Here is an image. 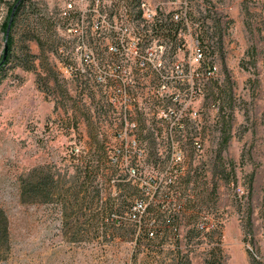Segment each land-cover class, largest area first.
I'll return each instance as SVG.
<instances>
[{
    "label": "rangeland",
    "instance_id": "374dc122",
    "mask_svg": "<svg viewBox=\"0 0 264 264\" xmlns=\"http://www.w3.org/2000/svg\"><path fill=\"white\" fill-rule=\"evenodd\" d=\"M63 1L27 0L21 22L9 34L14 46L0 73V207L8 219L9 242L0 251V264H156L136 247L140 228L130 214L134 200L151 201L158 186L150 206L158 238L151 243L164 248L166 264H264V0H100L99 7L87 0L79 6L87 10L92 67L100 56L107 59L112 44L107 31L92 30L97 12L123 19L118 29L130 23L137 33L159 22L173 23L180 33L171 43L161 37L150 46L154 35L144 29L148 38L138 50L148 48L141 57L148 69L129 56L118 59L133 63L127 92L133 101L126 116L111 107L109 94L89 81L92 77L61 76V50L76 46L57 30L58 23L66 25L59 18ZM144 2L157 10L154 22L142 19ZM16 3L0 0V61ZM176 15L183 20L177 23ZM79 20L75 16L72 25ZM199 50L206 53L205 66L217 68L213 79L196 75L184 86H162L168 76L191 78ZM177 65L183 72H176ZM192 86L197 96L187 103V128L173 143L160 118L167 108H181L172 97L190 94ZM123 118L138 130L120 133ZM129 141L137 142L143 156L127 149ZM195 141L201 142L200 151ZM171 153L183 156L182 176L176 187L161 186L170 176ZM127 156L141 180H129ZM87 163L90 171L98 170L95 181L83 178ZM35 169L56 176L50 202L22 195V181ZM72 184L77 189L66 198ZM92 199L96 212L108 209L111 215L91 219ZM168 216L175 217L177 231L165 222ZM111 219L124 226H113ZM200 224L209 230L201 231Z\"/></svg>",
    "mask_w": 264,
    "mask_h": 264
},
{
    "label": "built area",
    "instance_id": "2783aa9c",
    "mask_svg": "<svg viewBox=\"0 0 264 264\" xmlns=\"http://www.w3.org/2000/svg\"><path fill=\"white\" fill-rule=\"evenodd\" d=\"M87 0H64L62 3V6H60L59 9V18L66 22V25L57 24V30L60 33V35L65 39L66 41H70L74 39L75 41V48L73 51L68 52L65 48L61 50L62 53V60L57 61L58 70L61 74V76L68 80H79V79H88V77H92L89 81H93L94 83H97L101 85L105 91V93L109 94L106 99L111 102V107H114L117 110L121 111V114L123 113V116L127 115L128 112V105L131 104L133 100H129L127 97V92L130 90V85L133 84L132 77L133 76V63H124L122 62L123 59L118 60L119 58H124L125 56H129L133 61L135 62L136 66L141 67V69H148L149 64L145 60H141L142 55L144 52L148 49L146 48L143 52L142 49L138 50L139 47L145 48L144 44L146 42V38H148L147 34L145 37L143 36L144 29L150 33L151 36L153 35V28L154 25L152 24L151 28H148V26L144 25V29L142 31H138L137 33L134 32V28H132V25L128 23L129 26H125L124 29H118L117 22L119 20L118 15L109 16L107 13L104 12H97L96 20H93L92 24V30L96 34H105L107 31V34H110V38L112 39V44L109 45L107 48V59L103 56H100V59L97 63H95L96 66L92 67V63L95 61L93 53L89 50L87 47V40L91 39L90 32L86 30L85 26V18H86V11L82 8H79V6H82L86 4ZM102 4L100 0L95 1L96 7H99ZM75 16H78L80 18L79 22L75 25H72V20L75 18ZM142 19L145 22H154L157 18V10L155 8H152L147 2L143 3L142 7ZM175 21L178 23L179 21H182L183 18L180 15L174 16ZM129 19V17H128ZM82 28H77L80 27ZM77 26V27H75ZM145 31V32H146ZM133 35V36H132ZM180 35V33H179ZM178 35V36H179ZM107 39V37H106ZM158 40V43L161 42L160 39H157L153 37V42H151L150 46L153 45ZM148 47V46H147ZM141 54H139V52ZM143 53V54H142ZM203 50H199L198 52L194 53V60L199 63V67L196 70H193L191 73V78H180L177 76H173L171 78L168 76V78H163V85L166 86L170 83H174L175 85H181L184 86L187 83L190 84L191 81L194 80V76L199 75L203 76V79L205 80H211L213 79V76L215 72L217 71L216 67H207L206 69H203V63H204V54ZM139 55V56H138ZM113 57V58H112ZM147 57V55H145ZM115 58V60H114ZM106 60V61H105ZM125 64V65H123ZM153 68L155 70H158V66L152 64ZM162 66V65H161ZM176 72L178 71L183 72V69H181L180 65L176 66ZM166 84V85H164ZM176 90H181L180 88H176ZM186 91V90H185ZM185 95L187 96L186 99L184 98ZM184 97L181 96V92L176 93L173 95L174 104L180 105L181 108L179 109H172L167 108L166 110H162L165 118H160L162 122L167 123V126L165 127L167 129V132L170 134L171 139L174 143V140L181 141L182 135L184 134L185 129L187 128L185 117L187 116V110H188V101L189 103H192L195 101L197 92L194 90V87L192 86L190 90V94H186L185 92ZM129 102V103H128ZM184 103V104H183ZM161 111V112H162ZM172 115H174L177 118V122L172 120ZM191 117L194 119H197L198 113L197 111H193L191 113ZM169 120V122H167ZM123 127L120 133L127 134L129 131L138 130V127L135 123L128 122L127 119L123 118ZM120 138H124L123 135H119ZM126 147L133 148L135 150H138L139 156H143L144 150H141L139 148V145L136 141H129L126 142ZM194 148L197 151H200L202 148V144L200 141L194 142ZM142 154V155H141ZM124 157V156H123ZM127 171H128V177L130 181H137L141 180L138 174V170L134 167L132 160L129 156H127ZM170 164L171 168L169 170L167 169V174L170 176H167L165 179H162L161 186H170L171 183V176L173 174H180L182 168L180 167L182 165L183 156L180 154L178 157L175 156V154L170 156ZM180 168V169H177ZM166 181V182H164ZM144 189H147L145 187ZM159 190L156 188V190L153 192V194L150 196L151 200L154 198V196L157 194ZM239 193H243L241 189H238ZM150 202V201H149ZM147 203H138L136 204L134 208V212H132L131 218L135 221H138L139 215L145 210L147 207ZM201 229L209 230L208 228H205L204 225H200Z\"/></svg>",
    "mask_w": 264,
    "mask_h": 264
},
{
    "label": "trees",
    "instance_id": "16d2710c",
    "mask_svg": "<svg viewBox=\"0 0 264 264\" xmlns=\"http://www.w3.org/2000/svg\"><path fill=\"white\" fill-rule=\"evenodd\" d=\"M18 2H19V5H18V7L14 13V17H13L12 22H11L9 34L13 30V28H15L21 22L22 13H23L24 9L26 8L27 0H17L16 4H18ZM173 26H174L173 23L163 24V23L156 22V24L154 25V28H153L154 39L155 38L159 39L162 37L163 39L168 40V42H170V43L173 40H176L178 35H179V32L176 29H174ZM7 45H8L7 55H6V57L4 55V57H2V59L0 61V73L2 71H4V68L10 59V57L8 58V54L10 55L9 52H12V50H13L14 42H13V38L11 36H9V40H8ZM203 54H204L203 69H206L209 66H205L207 56H206L205 52ZM83 163L84 162L82 161V164ZM82 172L85 174L83 177L84 180H87L91 177L92 181H95L99 177L98 170L92 169L90 171L88 163H87V166H85V170ZM181 176L182 175H180V174H173V176H171L170 186H167V187H173V186L176 187V183ZM55 178H56V176L53 173H45L44 171H41L39 169H35V170L31 171L28 175H26V177L22 181V183H23V186H22L23 187V189H22L23 197L24 198L29 197L30 199H32V201L43 200L44 202H50L51 199L56 195V190L58 188L57 187L58 181L55 180ZM77 180H79V179H77ZM164 182H166V181H164ZM76 189H77L76 184H72L70 187L66 188L65 193H64L66 198L70 197V196L73 197V195H74L73 192L76 191ZM88 189L89 188L84 190V192L87 193L89 191ZM79 192H78V194H79ZM155 196L149 202V204H147V207L141 213V215H139L138 221H136L138 223L139 228H140V234H139V237L137 238L136 247L139 250L141 249V247H143L144 252H146V254H148V256H151V258H153L154 261H156V264H166L167 254L165 253L164 248H162L160 246H158V248H154L152 246V243H151L152 240L155 239V237L158 238V236H157L158 235L157 219H155L154 216L150 215V212H151L150 206L152 204V201L157 200ZM167 197H169V195ZM141 202L147 203L146 200L142 199V197H138L136 200H134V203H136V204L141 203ZM133 207H135V206H132L131 208H133ZM83 209L84 208L82 207L81 209H79V211L82 213V211H84ZM89 209H90L91 219H94V220L97 219V221L105 220L106 218H108L111 215V212L108 213V209H104V210H101L99 212H96L97 208L95 207V202L93 199H92L91 205L89 206ZM130 211H131V209H130ZM85 215L87 216L86 213H85ZM130 215H132V212ZM175 220L176 219L174 216H168L166 218L165 222L169 225V227L171 229H174V231H177V228L174 226ZM111 224L113 226L119 225L118 226L119 228H122L124 226V222L114 220V219H111ZM200 225H199V229L201 231H206V229H201ZM8 235H9L8 234V219H7L5 211L0 207V251L2 248H4V244L8 245V242H9V236ZM142 235L145 236V238H142L141 237ZM7 251H9V248ZM145 264H147V263H145ZM173 264H176V263L173 262Z\"/></svg>",
    "mask_w": 264,
    "mask_h": 264
},
{
    "label": "water",
    "instance_id": "95a60500",
    "mask_svg": "<svg viewBox=\"0 0 264 264\" xmlns=\"http://www.w3.org/2000/svg\"><path fill=\"white\" fill-rule=\"evenodd\" d=\"M18 5H19V2H18V4L14 7V10H13V13H12V17H11V22H12V19H13V17H14V13H15V11H16ZM10 25H11V23H10ZM9 29H10V28H9ZM8 37H9V30H8V32H7V36H6V38L8 39ZM7 39H6V42H5L6 44H7ZM7 52H8V47H6L5 57H6V55H7Z\"/></svg>",
    "mask_w": 264,
    "mask_h": 264
}]
</instances>
